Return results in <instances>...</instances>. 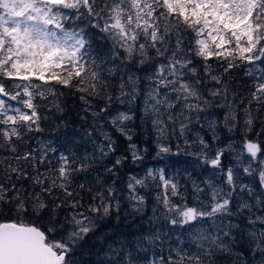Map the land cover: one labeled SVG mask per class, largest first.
<instances>
[{
    "label": "snow or ice",
    "instance_id": "6c2138e0",
    "mask_svg": "<svg viewBox=\"0 0 264 264\" xmlns=\"http://www.w3.org/2000/svg\"><path fill=\"white\" fill-rule=\"evenodd\" d=\"M85 20L90 28L98 29L111 41L113 58H119L122 51V62L154 69L147 77L152 84L144 100V113L152 118L158 132L157 155L171 151L159 143L167 136L170 125L179 121V133L183 136L192 113L198 119V114L211 106L198 88L202 81L193 66L194 57L201 59L206 76L222 85L209 89V95L225 100L227 89L221 77L212 74L210 60L214 58L224 73L257 61L264 63V0H0V148L12 154L0 160V204L13 205L18 217L31 212L34 219L41 221L40 224L0 222V264H76L74 250L90 233H95L100 219L119 207V201L112 203L116 193L112 186L88 188L91 196L87 204L80 191L73 189L74 174L88 170L89 157L60 153L58 166H52L49 153H55V148L19 150L27 133L40 130L39 109L52 104L59 110L53 100L64 94L59 91L61 87L84 93L80 98L85 102L86 96L106 92L108 81L102 75L106 61L99 54L93 55L92 42L80 27ZM186 34H194L187 46ZM153 51L155 56L151 55ZM159 57L163 61L151 63ZM114 71L115 68L107 69L109 75ZM245 74L254 77L243 120L244 131L250 132L254 123L250 106L255 103L258 110L264 109V72L255 75L248 68ZM138 79L134 75H129L126 81L121 78V95L134 100ZM126 86H130V92L124 91ZM9 101H15L16 105ZM178 105L180 111L173 115L172 110ZM225 106L229 111L224 124L231 125V131L239 121V114L231 104ZM132 119V114L124 112L111 118L113 128L129 141L132 137L125 122ZM213 124L210 122L209 126ZM101 135L106 143L98 145L97 150L105 157L115 151L114 141L106 132ZM213 139L217 137L214 135ZM199 143L208 147L202 137ZM128 148L133 162L142 159L135 144L130 143ZM203 148L205 162L213 168L220 167L224 149L209 159ZM243 148L253 161L258 153L264 155L261 146L247 138ZM124 159L127 157L117 158L107 171L113 173ZM259 163L260 182L264 185V160ZM40 166L45 170L41 171ZM251 170L249 163L244 172L251 174ZM225 175L226 183L234 188L233 169L228 168ZM29 179L31 190L14 182ZM157 179L165 190L162 197L157 196V202L163 204L166 218L174 226L193 229L189 233V246L194 245V250L176 249L175 257L170 255L167 264H215L216 253L233 257L234 248L243 244H247L253 264H264V228L233 235L230 224L226 226L229 230L214 225L213 231L196 226L206 219H221L222 224V217L232 215L230 198L223 196V190L211 182H206L210 202H201L199 208L190 207L172 202L167 194L170 189L171 196L183 199L176 182L166 178L163 171L148 169L142 178H129V199L142 205L144 197L136 194V186L147 187L149 180ZM194 187L198 193L204 191L198 185ZM76 188L83 190L85 185L81 183ZM246 188L243 186L241 190ZM261 203L264 201L239 207L241 211L252 212ZM257 222L264 225V215L248 221L250 225ZM233 264H248L243 251L234 256Z\"/></svg>",
    "mask_w": 264,
    "mask_h": 264
},
{
    "label": "rangeland",
    "instance_id": "374dc122",
    "mask_svg": "<svg viewBox=\"0 0 264 264\" xmlns=\"http://www.w3.org/2000/svg\"><path fill=\"white\" fill-rule=\"evenodd\" d=\"M246 68H252L255 75H260L264 72V63L257 61L254 65H248ZM250 77L254 80L253 76ZM199 78L201 79L202 77L199 76ZM148 82L150 84L151 81L148 79ZM213 82L210 80L202 82V84L208 85L207 90L218 88ZM149 84H146V93L149 90ZM202 91L204 97H207L209 100L207 91L204 89ZM139 95L140 89L134 100L130 96L123 97L115 108H108L103 111L102 117L106 122L103 121L102 117L97 119L96 125L100 127L97 133L91 131L87 133L68 132L59 135H43L37 137V141L33 146V149L36 150H39L41 146L55 148L57 151L52 153L51 161L53 159L58 160L59 154L63 153L68 156L76 154V157L89 156L96 159V162L98 161L99 163L100 161L110 162L112 156L107 158L106 156L102 157L97 150L98 145L106 143L101 135L102 132H106L112 137L115 149L118 146L117 139H119L126 145V153L129 156H131V151L128 148L130 143L136 145L138 153L142 156L141 160L135 162H133L131 156L130 168L127 169L123 177L116 175L114 182L109 185L116 189L115 200L112 201L113 204L119 201V207L116 210H119L118 213L120 214L124 213V220L137 226V229L128 232L125 235L126 241H121L119 244L112 242L113 240H117L114 237L109 238V243L103 246L101 252L95 253L92 261H86V257L82 260L83 264H167V259L170 255L175 257L176 249L185 248L188 251L194 250V245L189 246V233L193 229L189 226L182 228L179 225H172L168 218H166L163 204L157 202V196L162 197L165 194V190L158 179L156 181L149 180L147 187L136 186V194L144 197L142 205L135 200L129 199V178L132 176L142 178L146 175L148 169H152L154 172L163 171L166 178L178 184L183 199L179 195L171 196L170 189L167 192L174 203L187 204V206L198 208L201 207V202L208 204L210 202V189L206 182H211L213 186L222 189V195L230 198L231 203L229 208L232 215L222 217V224L221 219H206L200 221L196 225L197 227L202 226L209 231H213L214 225H221L224 227V230H229L226 226L230 224L233 235L239 232H244L245 234L248 231L259 232L264 228V225H261L259 222L254 225L248 223L249 218L255 219L258 215H264V211L260 210L264 209V203L253 208L252 212H249L247 209L241 211L239 207L245 203L255 206L258 200L264 201V185L261 184L259 176L261 170L259 162L260 160H264V155L258 153V158L253 161L243 148L245 137L234 130L230 131V125L228 127L225 126L224 117L229 111V108L225 105L231 104L228 93L229 100H225L223 97H213L214 106H211V112L202 116L199 114L198 119L197 116L193 117V120L190 122L186 121L188 128L183 136L179 133V121L175 125H170L167 136L161 138L159 143L170 147L171 151L169 153H160L159 155H157L159 152L157 146L158 132L153 127L152 118L146 116L144 113L145 97H141L143 99L141 101L142 104L137 103ZM9 102L14 105L15 101ZM135 104L137 107L140 105V113L134 110ZM231 106L233 105L231 104ZM179 111L180 107L178 105L176 109L172 110L173 115H177ZM121 112L133 115L131 121L125 122L129 135L132 137L131 141L117 131L116 136L113 135L111 118ZM210 122H214L212 127L209 126ZM137 128H144L143 131H148L152 135L147 136L146 139L145 136L143 138H135V134L138 132ZM173 129L175 130L173 131ZM140 135L142 134L140 133ZM214 135L217 139H213ZM201 137L207 142V148H203L199 143V138ZM169 138H173L178 142H175L173 145ZM247 139L256 142L250 136ZM180 141L184 142V144ZM184 146L188 147L184 148ZM202 148L203 152L207 153L209 159L214 158L218 150L224 149L220 167L213 168L205 162L201 153ZM262 151L264 150L262 149ZM50 156L51 152L49 153V158ZM117 158H120V155H116L115 159ZM249 163L252 164L251 174L244 172V168L248 167ZM122 166L123 164H121V168ZM228 168L233 169L234 188L226 183L225 174ZM194 184L204 191L198 193ZM243 186H247V188L242 191ZM229 193H231L230 197H228ZM197 196H199V199H197ZM119 217L121 216L117 215L115 220H109V222H112V226L121 227L123 222ZM136 219L139 221L137 222ZM109 222L106 221L105 224L110 225ZM113 232L116 231L110 233ZM241 251H243L244 258L248 261V264H253L251 252L247 244L237 245L233 250V257L216 253L213 256V260L215 264H221L219 261H223L224 264H233L234 256ZM78 257L80 256H76L75 253L73 254V259L79 263Z\"/></svg>",
    "mask_w": 264,
    "mask_h": 264
},
{
    "label": "trees",
    "instance_id": "16d2710c",
    "mask_svg": "<svg viewBox=\"0 0 264 264\" xmlns=\"http://www.w3.org/2000/svg\"><path fill=\"white\" fill-rule=\"evenodd\" d=\"M79 23V22H78ZM80 27H83L85 29L86 35L88 39L92 42V49H93V55L99 54L100 57H102L106 63L102 65V75L104 78L108 81V88L105 93H101L99 96H86L87 102L85 100H82L80 97L82 95H85L84 93L76 91L75 88H63L61 87L59 89L60 92H63V95H58V97L53 100L52 97H49V100H53L54 104L59 105V110L52 106V104H49L46 107H43L39 109L41 113V120L39 121V131H33L27 133L25 136V143L19 144V150L21 152L26 151L28 149H33L34 143L37 141V137L43 136V135H53V134H66L68 132L72 133H87V132H94L97 133L100 129L96 125L97 119L103 116V111H105L108 108H115L120 101L121 98L126 97L121 95V89H120V83L121 78L123 80H127L129 75H134L135 77H138V83L137 88L140 89V95H139V101L137 103L142 104L141 97H146V84L147 83V77L149 75H152L154 69L150 68L148 65H145L143 67L136 66L134 64H128L122 62L123 60V53L121 51V54L119 58H113L112 51H111V41L106 39L102 33L99 32L98 29H92L88 26V21L85 20L84 22L80 23ZM194 34H186L185 35V45L187 46L188 42L192 40ZM173 37V41H174ZM151 55L155 56V52H151ZM158 61H163V57H159L156 60H153L151 63L156 64ZM209 63L212 64L213 67V73L214 75H219L221 77V80L223 82V87H226L227 93L230 97L231 104L236 109V111L239 114V121L236 124V127L233 129L235 132H238L240 135H242L245 138H248L249 136L254 138L256 142H258L261 146V148L264 150V109H259L258 106L253 103L250 107L252 108L253 114H254V123L252 126V131L245 132L244 131V109L246 107H249L247 105V100L251 98V92L253 90L252 85L254 83V80L251 79L249 75H246L247 68L246 66H242L240 68H234L231 69L228 73H224L223 67H220L218 62L213 58L209 61ZM193 66L197 68L198 74L201 78L202 82H208L210 79L206 76L204 73L203 67H202V61L199 57L193 58ZM108 68H115L114 74L109 75L107 72ZM147 69V70H144ZM204 78V81H203ZM192 80H195L196 77H191ZM213 82V81H212ZM215 83V81L213 82ZM152 84V82H150ZM149 87L150 88V85ZM216 84V83H215ZM218 88H221L222 85L216 84ZM208 85H203L202 83L198 85V88L200 89L201 93L203 92L202 89L207 91V95L209 98V101H211V106H214L213 97L209 95V91L207 90ZM125 92H130L131 88L130 86H126L124 89ZM203 94V93H202ZM229 97L227 96V99L229 100ZM207 99V97H205ZM16 105V102H14V106ZM211 106L208 108L207 111L201 112L199 114L206 115V113L211 112ZM134 110L137 111V113H140V105L137 107L135 104ZM215 110V107H214ZM176 111V110H175ZM198 114V115H199ZM196 113H192V118L196 117ZM182 118V117H181ZM103 119V117H102ZM101 120V119H99ZM193 119H191L192 121ZM104 122L106 120L103 119ZM231 126V125H230ZM144 127V126H143ZM111 128L113 129V135L116 136V129L113 128L111 125ZM138 132L135 134V138H143L145 136V139L147 136L152 135L151 133H148V131H143L141 128H137ZM140 133L142 135H140ZM146 134V135H145ZM144 140V139H143ZM148 140V139H147ZM170 142L174 145L175 139L169 138ZM151 141V139H149ZM181 142V141H180ZM118 146L116 147L115 151L108 154L106 156H112V159L110 162H101L100 163L96 159L90 158L89 156V163L90 167L86 172H80L75 173L73 177V189L80 191V195L83 197V200L85 204L90 202V196L91 193L87 191L88 188H92L93 190L100 187L101 184L103 187H108L111 185L116 175H120L123 177V175L126 173L127 169L130 168V160L131 156H129L126 153V145L124 142H121L119 139H117ZM184 144V142H181ZM195 146H197L195 144ZM188 146H184V148H187ZM197 148H199L197 146ZM89 154V153H87ZM12 154L3 149L0 148V160H3L5 157H10ZM76 155V154H75ZM74 155V156H75ZM120 155L121 157H127V159L123 160V166L121 168V165L116 166L113 173H109L107 169L112 168L113 164L115 163V157ZM52 157V152L50 156V160ZM76 157V156H75ZM80 158L85 156H78ZM149 159V158H148ZM52 166H58V160L53 159ZM40 170L44 171V166H40ZM29 171H31L29 169ZM113 175V176H112ZM18 185L23 184L25 188L30 189L31 181L29 180H21V181H14ZM84 184L85 189L80 190L76 188L79 184ZM63 211H67V209H64ZM119 211V210H118ZM116 208L114 207L111 211V214L103 219H100L98 221V228L95 231L94 234H89L88 237L85 238L83 242H81L80 246H78L74 253L76 256H80L77 259L80 260L78 263L77 260L75 261L76 264H83L82 260L86 259L92 261L93 256L97 252H101L103 249V246H105L107 243H109V238L114 237L112 242H115L116 244L121 243V241H126L125 235L130 232L137 229V226H135L132 223H127L124 219V213H118ZM120 215L119 219H122V225L121 227H116L115 225L112 226V222H109V220L113 219L115 220L116 216ZM124 216V217H123ZM6 221H23L24 223H36L40 224L41 221L36 220L33 218L31 212L21 215L20 217L17 216V213L15 211V208L13 205L10 204H0V222H6ZM108 221L110 225L105 224V222ZM138 222L139 220L136 219ZM112 231H116L113 233H110ZM111 243V242H110ZM244 248V247H243ZM244 250V249H243ZM221 264H224L223 261H219Z\"/></svg>",
    "mask_w": 264,
    "mask_h": 264
},
{
    "label": "water",
    "instance_id": "95a60500",
    "mask_svg": "<svg viewBox=\"0 0 264 264\" xmlns=\"http://www.w3.org/2000/svg\"><path fill=\"white\" fill-rule=\"evenodd\" d=\"M256 143H258V142H256ZM259 144V143H258ZM260 145V144H259ZM6 222H12V221H6Z\"/></svg>",
    "mask_w": 264,
    "mask_h": 264
}]
</instances>
